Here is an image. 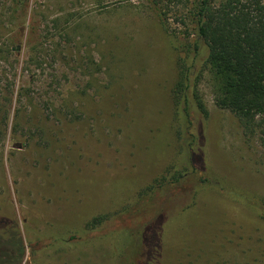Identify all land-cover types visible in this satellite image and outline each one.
Returning a JSON list of instances; mask_svg holds the SVG:
<instances>
[{
	"label": "rangeland",
	"instance_id": "obj_1",
	"mask_svg": "<svg viewBox=\"0 0 264 264\" xmlns=\"http://www.w3.org/2000/svg\"><path fill=\"white\" fill-rule=\"evenodd\" d=\"M184 10L174 0H0V264L17 256V229L22 264H264V222L236 195L185 184L121 215L182 158L171 93L174 38L192 34ZM198 92L207 170L264 200V130L248 137L216 106L210 74ZM106 213L111 230L62 243Z\"/></svg>",
	"mask_w": 264,
	"mask_h": 264
},
{
	"label": "trees",
	"instance_id": "obj_2",
	"mask_svg": "<svg viewBox=\"0 0 264 264\" xmlns=\"http://www.w3.org/2000/svg\"><path fill=\"white\" fill-rule=\"evenodd\" d=\"M174 1L183 5L191 22L187 28L192 31L191 35L188 34V42L181 46H177L173 37V46L179 57L171 98L174 122L183 150L182 158L155 183L145 187L137 199H131L128 203H132L123 209L121 215L133 216L138 213L141 203L157 201L164 190L193 184L194 188L210 189L223 196H238L246 206L245 210L259 213L264 222V200L237 194L236 189L211 175L204 154L196 149L201 145L203 123L208 117L207 108L198 92L199 78L203 73L210 74L213 79L216 106L233 114L246 136L264 130V0ZM161 14L166 16V11ZM6 47L10 52L8 45ZM241 211L236 214L240 215ZM114 217L115 214L106 213L85 223L81 229L86 231L87 236L71 231L68 242L48 238L44 244L52 246L58 240L65 245L88 244L91 241L89 236L111 230ZM151 231L143 238L145 251L155 245L156 236L152 237L154 232ZM154 231L156 233L157 228ZM14 237L19 246L13 264H22L26 250L18 229ZM32 260H36L35 255Z\"/></svg>",
	"mask_w": 264,
	"mask_h": 264
}]
</instances>
